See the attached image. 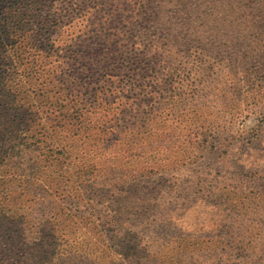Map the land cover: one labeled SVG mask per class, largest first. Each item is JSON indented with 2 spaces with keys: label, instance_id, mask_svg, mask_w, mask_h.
Listing matches in <instances>:
<instances>
[{
  "label": "rangeland",
  "instance_id": "rangeland-1",
  "mask_svg": "<svg viewBox=\"0 0 264 264\" xmlns=\"http://www.w3.org/2000/svg\"><path fill=\"white\" fill-rule=\"evenodd\" d=\"M39 3L40 21H57L28 34L2 69L29 50L25 65L41 68L14 88L40 82L46 104L65 97L67 64L91 82L82 100L94 130L61 132L62 154L43 157L30 179L0 152V264H264V0ZM110 52H133L143 71L118 72L130 89L105 94ZM115 110L132 136L102 145L98 129Z\"/></svg>",
  "mask_w": 264,
  "mask_h": 264
},
{
  "label": "trees",
  "instance_id": "trees-1",
  "mask_svg": "<svg viewBox=\"0 0 264 264\" xmlns=\"http://www.w3.org/2000/svg\"><path fill=\"white\" fill-rule=\"evenodd\" d=\"M46 12L40 8L39 0H9L7 4L0 5V44L4 49L3 53L0 51V95L1 97L3 96L2 98H4L5 107L7 108L5 112L0 114V140L2 142V150L0 149V152L6 156H10L5 164L12 170H17V162L25 166V169H19V172L25 171L26 176L22 175V178L25 179H30L29 176L31 174H36V171L42 170L40 164L43 163V157L47 159L45 162H50L51 158L62 154L61 144L67 137H63L61 132L76 129L73 131L82 133L78 130L83 129V127L87 133L94 130L90 124L93 112L86 110L87 106L92 107V104L85 103L82 100L85 96L82 90L89 91L91 82H83L81 86L78 79L71 78L72 75H69L70 69L67 64H61L59 67L62 69L65 78L61 82L63 86L59 87L60 89H67L63 93L65 97L57 99L56 103H53L52 97H45L46 104L36 99L38 94H44L42 92L43 89H48V86L41 84L39 81V84L33 83L32 86H26L21 90L14 88V80L16 78H30L33 74L39 73L38 71L41 68L39 67V61L36 59L32 60L33 63L30 66L25 65L24 62L29 61L27 56L32 55L29 50H24L19 55V58L22 60L19 68H8L6 72L2 69L3 63H6L7 60L11 63L10 59L12 57L8 52L10 51L17 55V47L22 44L23 39H26L28 34L34 35L36 29L43 31L42 29L47 26V20L50 18L57 21L55 14L50 13L47 19H42V23L40 20ZM41 33L38 37L39 44L45 45L50 51H53V45H56L53 34ZM71 55H73V57H70L71 61L76 63L79 59L76 52L72 51ZM64 59L63 57L62 60ZM103 60L106 64L110 65L109 67L114 68L111 73H106L107 80L104 81L105 94H109V91L110 93H116L130 89L129 84L125 86L120 85L118 79H116L118 72L120 75L126 72V74L131 76H138L141 75L139 69L143 71L142 62H140L141 58L134 56L133 52H128V54L120 53L118 57H114V54L110 52L105 54ZM77 82L80 84L77 87L79 90L74 85ZM95 90L98 89L95 88ZM141 92V95L145 97L155 93L150 88H143ZM19 97H22L24 101H21L20 106H18L17 101ZM8 102L10 105L12 104L10 109H8ZM47 105L49 109L46 110L44 108ZM107 116L109 114L104 117L107 118ZM112 116L113 119L102 124L100 129H98L100 132L99 141L102 145L110 142H122L125 136H132L134 123H127L124 120L125 118L122 120L117 110L113 111ZM127 117L135 119L134 116ZM118 119L125 124L120 127ZM13 158L16 163L13 161ZM19 172H14L13 174H19Z\"/></svg>",
  "mask_w": 264,
  "mask_h": 264
}]
</instances>
